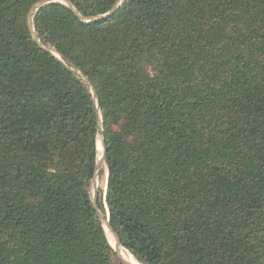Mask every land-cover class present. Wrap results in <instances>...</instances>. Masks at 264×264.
I'll use <instances>...</instances> for the list:
<instances>
[{
  "label": "trees",
  "instance_id": "1",
  "mask_svg": "<svg viewBox=\"0 0 264 264\" xmlns=\"http://www.w3.org/2000/svg\"><path fill=\"white\" fill-rule=\"evenodd\" d=\"M0 0V264H264V0ZM42 45V46H41ZM108 206V209L106 207Z\"/></svg>",
  "mask_w": 264,
  "mask_h": 264
},
{
  "label": "water",
  "instance_id": "2",
  "mask_svg": "<svg viewBox=\"0 0 264 264\" xmlns=\"http://www.w3.org/2000/svg\"><path fill=\"white\" fill-rule=\"evenodd\" d=\"M122 1L123 0H118L116 5L113 7V9L110 12H108V13H106L104 15H96V16H92V17H89V18H85V17H82L80 15L79 10L77 9L75 4L71 0H39L36 3H34L32 5V7L30 8V10H29V13H28V24H29V27L31 29V32L34 35V38L36 40H39L38 34L36 33L35 28L33 26V15H34L35 11L38 10L43 5H46V4L51 3V2H61V3L66 4L67 6L71 7L76 12V14L81 16V18L83 20L91 21V20L99 19V18H102V17H105V16H108V15L112 14L113 12H115L119 8V6L121 5ZM47 49L49 51H51L52 53H54L56 56H58L74 72H76L79 76H81L89 84V86L91 88V92H92V95H93V98H94V101H95V104H96V113H97V118H98L97 147H98V150H99L100 154H99V158H98L96 174H95V176H94V178L92 180L90 193H91L93 204H94V206H95V208L97 210L98 216H99L104 228H105V223L107 221V225H108V228H109V230L111 232L112 239L115 241V244H113L111 242L109 234H108V230L105 228L107 236H108L111 244L113 245L115 250L119 253L120 257L125 261L126 264H133L130 260H128L126 257L123 256L122 251L120 250V248L123 247V245H122V243L120 241V238H119L117 232L114 230V228L112 227V225L110 223V216H109L108 206L106 205V207L108 209V216L107 217H106V214H104L101 211V209L99 208V206H98V201H97L98 188L96 186H98V179L100 178V170H101L103 162L105 161L106 146H105V138H104L103 116H102V110H101L100 100H99V96L97 94V91H96L94 85L92 84V82L90 81V79L86 75H84L80 71V69L76 65H74L69 59L65 58L55 48L47 47ZM99 140L101 142L102 152H100V147H99V144H98ZM107 178H108V170H107ZM106 191H107V185H106V189H105V195H106Z\"/></svg>",
  "mask_w": 264,
  "mask_h": 264
},
{
  "label": "bare ground",
  "instance_id": "3",
  "mask_svg": "<svg viewBox=\"0 0 264 264\" xmlns=\"http://www.w3.org/2000/svg\"><path fill=\"white\" fill-rule=\"evenodd\" d=\"M105 228L108 230V234H109L111 242L115 244V241L112 239L111 232L108 228L107 221L105 223ZM121 251H122L123 256L126 257L128 260H130L133 264H141L134 258V256L127 249L122 248Z\"/></svg>",
  "mask_w": 264,
  "mask_h": 264
},
{
  "label": "rangeland",
  "instance_id": "4",
  "mask_svg": "<svg viewBox=\"0 0 264 264\" xmlns=\"http://www.w3.org/2000/svg\"><path fill=\"white\" fill-rule=\"evenodd\" d=\"M99 147H100V152H102V146H101V142L100 140L98 141ZM101 157V156H100ZM106 185H107V169H105V174L98 179V186H96L98 189H106ZM108 216V213H107ZM106 216V217H107ZM123 247L120 248V250H122Z\"/></svg>",
  "mask_w": 264,
  "mask_h": 264
}]
</instances>
